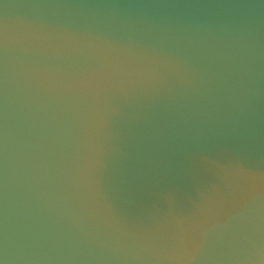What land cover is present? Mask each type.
I'll return each instance as SVG.
<instances>
[{"label":"water","instance_id":"obj_1","mask_svg":"<svg viewBox=\"0 0 264 264\" xmlns=\"http://www.w3.org/2000/svg\"><path fill=\"white\" fill-rule=\"evenodd\" d=\"M0 264H264V0H0Z\"/></svg>","mask_w":264,"mask_h":264}]
</instances>
